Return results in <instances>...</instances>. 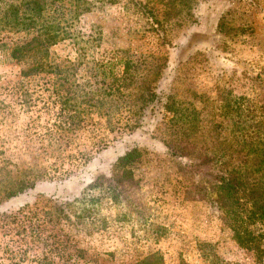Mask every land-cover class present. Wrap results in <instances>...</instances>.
<instances>
[{"label":"rangeland","instance_id":"rangeland-1","mask_svg":"<svg viewBox=\"0 0 264 264\" xmlns=\"http://www.w3.org/2000/svg\"><path fill=\"white\" fill-rule=\"evenodd\" d=\"M88 1L38 69L29 54L11 56L16 34L0 32V264H264L204 198L214 164L172 154L173 114L163 108L170 96L208 118L223 88L255 98L264 0L181 1L191 16L178 25L171 0ZM126 60L160 97L141 112L138 83L121 76ZM213 132L194 145L211 153ZM133 148L129 181L115 163ZM23 177L34 188L7 199L5 184ZM99 177L103 186L89 188ZM115 179L117 201L104 194Z\"/></svg>","mask_w":264,"mask_h":264},{"label":"trees","instance_id":"trees-1","mask_svg":"<svg viewBox=\"0 0 264 264\" xmlns=\"http://www.w3.org/2000/svg\"><path fill=\"white\" fill-rule=\"evenodd\" d=\"M181 1L185 7L187 0L170 1L169 9L173 12L171 17L175 19L171 24H181L184 15L191 16L188 10L178 8V2ZM65 2L69 4L66 8H74L69 12L71 16L67 18L63 17ZM88 2L90 1L0 0V32L7 31L17 36L11 48V56L20 59L29 54L33 59V69L42 67L48 46L70 35L63 23L73 21L74 15L77 17L90 9ZM50 6L53 7V12L64 19L58 15L45 16L44 13ZM170 13L171 11H166V14ZM158 25L162 24L159 21L149 22L152 29L156 30ZM134 63L131 60L124 61L121 76L128 83H138L137 104L141 112L160 97L154 91L151 80L134 75L135 72L130 68ZM252 80L257 84L255 98L244 94L233 95L230 89L223 88L217 97L218 113H213L208 118L202 117L201 112L193 107H182L170 96L165 97L163 108L173 114L170 121L175 135L169 142L172 154L199 158L202 159V164H214L216 170L206 180L209 191L202 188L203 196L219 211L222 222L231 230L235 242L251 252L255 262H261L264 258V74L257 73ZM219 117L229 122L230 131L227 136H222L223 124ZM206 123H209V130L205 129ZM126 126L130 130L138 127L139 117ZM211 131H214L212 140L216 145L211 153L203 148L206 150L204 153L194 142H203L204 132L209 134ZM179 132L183 134L182 138L178 137ZM183 139L188 144H181ZM138 155V150L133 148L120 156L115 163L125 180H132V172L128 166ZM118 181L115 179L104 187V194L115 201L121 193V183ZM103 183L104 180L99 177L88 187H102ZM34 186L35 182L26 177L11 180L5 184L4 196L9 199Z\"/></svg>","mask_w":264,"mask_h":264}]
</instances>
